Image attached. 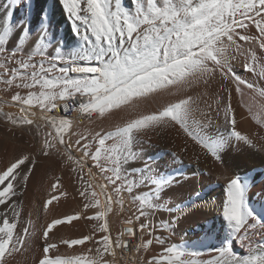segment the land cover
<instances>
[{"label": "snow or ice", "instance_id": "snow-or-ice-1", "mask_svg": "<svg viewBox=\"0 0 264 264\" xmlns=\"http://www.w3.org/2000/svg\"><path fill=\"white\" fill-rule=\"evenodd\" d=\"M0 21V264H264V0H11Z\"/></svg>", "mask_w": 264, "mask_h": 264}, {"label": "bare ground", "instance_id": "bare-ground-1", "mask_svg": "<svg viewBox=\"0 0 264 264\" xmlns=\"http://www.w3.org/2000/svg\"><path fill=\"white\" fill-rule=\"evenodd\" d=\"M7 4H11V0H0V15L3 14L4 12V6ZM22 12V9L17 10V15H19ZM57 19H59V16H57ZM0 23H2V21H0ZM65 28L67 27L66 25L64 26ZM241 115L246 116L247 113L243 112V110L241 111ZM256 127L254 121H252L250 118L243 120L240 123V128L243 130H254ZM149 137L151 138L152 142L156 145H158L160 148H173L175 147L176 150H179L180 147H182L186 141V138L182 135V134H178L175 131H170V130H165L160 132L159 134L157 133H149L148 134ZM188 143V148L189 151L187 153H184V158L187 161H191L193 164H195V155L200 154V164L199 167L202 169H206L208 171L213 172V174L215 175V173L217 172V167L215 165V163L208 157H205L203 154L200 153V149L198 147H193L192 143L190 141L187 142ZM251 164H255L256 167H260L258 171H254L251 174L256 176L257 178V182H259V180L261 178H264V167L260 166V160L259 158H253L251 160ZM251 164L248 166L251 167ZM262 174V175H257V174ZM65 183L68 182L67 180V176H65ZM208 177H204L203 180L201 181V183H203L205 186L204 191L207 193H210L211 195L215 196V197H219L220 196V191H219V186L216 184H208ZM47 182V178L45 177V183ZM217 189L215 192H213V189ZM76 202L69 200L67 204H61L60 208L58 209V211L60 212H64L67 211L69 208L71 207H75ZM30 206V205H29ZM214 221L209 220V225H211ZM217 227H219V223L218 221H215ZM78 227L83 229V225H79ZM198 230V229H197ZM62 232H64L65 234H69V230L68 229H62ZM21 260H23V257L20 258Z\"/></svg>", "mask_w": 264, "mask_h": 264}, {"label": "rangeland", "instance_id": "rangeland-1", "mask_svg": "<svg viewBox=\"0 0 264 264\" xmlns=\"http://www.w3.org/2000/svg\"><path fill=\"white\" fill-rule=\"evenodd\" d=\"M64 26H65V25H64ZM64 26H63V27H64ZM0 135H2V134H0ZM248 164H249V165L251 164V160H250V161H248ZM251 165H252V164H251ZM259 168H260V167H255L254 171H255V170H256V171H258V170H259ZM254 171H253V172H254Z\"/></svg>", "mask_w": 264, "mask_h": 264}]
</instances>
